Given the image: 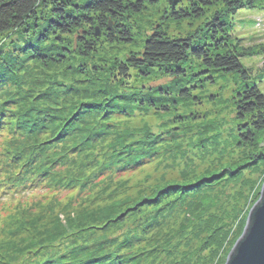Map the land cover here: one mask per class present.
I'll return each mask as SVG.
<instances>
[{"label": "rangeland", "instance_id": "obj_1", "mask_svg": "<svg viewBox=\"0 0 264 264\" xmlns=\"http://www.w3.org/2000/svg\"><path fill=\"white\" fill-rule=\"evenodd\" d=\"M169 1L146 3L140 13L131 15L129 42H99L89 56L69 53L61 64L24 58L14 71L19 84L5 87L0 96V104L11 112L9 122H14L17 111L24 113L27 109L41 114L49 108L55 116L62 113L70 117L73 106L85 97H93L102 86L110 88L107 83L114 80L118 64L138 51L153 31L161 30L170 37L191 35L216 9L211 8L200 18L176 21L167 13ZM229 34L236 47L246 51L240 61L252 76L260 74L255 82L264 90V2L258 8L238 11ZM67 38L73 52L78 40ZM77 61L85 62V71L91 75H96L95 64H104L107 70L97 75L100 79L92 86L89 76L80 73ZM131 72L130 85L136 87L167 83L159 74L143 79L138 72ZM212 74L215 83H200L191 91L194 99L177 101L174 108H134L132 114L84 117L75 138L73 129L57 137L60 121L56 117L32 134L27 128L20 131L6 123L0 132V182L5 180L0 195V264H93L94 260L86 258L99 252L123 255L125 264H224L245 223L238 236L231 235L216 257L207 260L208 252L203 248L210 241L209 230L199 232L190 215L179 210L156 223L150 221L161 204L155 205L152 200L166 183L191 180L251 161L249 157L238 158L255 149L236 146L234 140L236 117L230 93L242 86V80L225 73ZM96 123L107 125L99 139L74 149ZM131 134L140 137L139 142H153V153L142 162L116 169L107 155L114 144L126 142ZM260 145L264 149V138ZM31 158L49 168L31 184L23 185L16 176L27 171L25 160ZM243 173L229 193L244 205L240 217L243 213L247 217L259 198L264 168L251 166ZM233 204V200L223 203L215 211L219 221L227 222L226 217L235 213L239 206Z\"/></svg>", "mask_w": 264, "mask_h": 264}, {"label": "trees", "instance_id": "obj_2", "mask_svg": "<svg viewBox=\"0 0 264 264\" xmlns=\"http://www.w3.org/2000/svg\"><path fill=\"white\" fill-rule=\"evenodd\" d=\"M156 1L158 0H0V96L5 87L19 84L16 77L18 74L14 71L24 58L61 64L60 61L69 53L89 56L99 42H129L131 15L140 13L146 3ZM263 2L264 0H171L167 13L176 21L200 18L211 8L216 9L202 28L199 27L191 35L170 37L161 30L153 31L138 51L128 54L125 61L118 64L112 75L115 82L113 80L112 83H107L110 88L102 86L93 97H85V100L73 106L70 117L63 116L62 113L55 116L49 108L41 114L27 109L24 113L17 111L11 124L8 116L11 114L10 110L0 104V132L6 123H10L14 129L21 131L27 128L28 133L32 134L42 129L44 122L56 117L60 121L57 137L61 138L73 129L75 138L83 126L80 119L84 117L92 119L111 113L132 114L134 108L168 110L170 105L174 108L177 101L194 99L192 89L203 82L213 83L215 77L212 73L238 77L243 84L239 89L233 90L234 94L230 93L234 100L231 107L234 105L236 117L234 140L236 146L255 149L247 156L241 153L243 157L238 158L244 160L249 157L251 161L223 167L219 172H207L187 181H170L157 190L152 200L155 205L161 204L155 208V216L150 221L156 223L160 217L171 216L180 210L191 216V223L199 232L208 229L207 238L210 241L203 251L208 252L207 260H212L231 235H239L246 219L244 213L240 217L244 205L239 204L229 190L236 186V182L241 181L238 179L244 177L243 172L247 167L264 168V149L260 145L264 138V90L255 82L260 74L252 76L250 69L241 63L246 51L242 47H236L229 34L232 19L238 11L258 8ZM65 36L78 40L73 52L67 41L70 38ZM77 64L80 66V73L89 76L92 86L97 85L95 83L100 79L97 75L107 70L104 64H95L96 75L94 72L91 75L85 71L88 67L85 62L77 61ZM132 70L138 72L140 77L142 75L143 79H151L153 73L162 75L167 83L143 87L130 85ZM107 78L111 79L110 76ZM5 101L9 102L10 98ZM74 120L77 121L76 125H73ZM106 126L96 123L92 131L83 136V143L74 149L85 146L86 141L98 140ZM137 138L140 137L134 138V134H131L125 138L126 142L114 144L112 151L115 149V153L111 151L112 154L110 152L107 158L116 169L130 167L150 158L153 153L150 146L153 142H139ZM217 141L218 139L215 143ZM41 149L42 147L34 152V157ZM45 150L46 147L43 151ZM25 163L29 166L27 171L16 176V179L22 180L23 185L31 184L49 168L41 166L43 162L36 161L35 158L25 160ZM100 166L101 164L98 167ZM4 181L0 182V195L5 190ZM22 189L27 190V186ZM231 200L234 207H239L235 208L233 215L226 217L227 222L219 221L220 217L215 216V211ZM201 258L203 263L204 259ZM86 260H94L93 264H125L123 255L112 252H99Z\"/></svg>", "mask_w": 264, "mask_h": 264}, {"label": "water", "instance_id": "obj_3", "mask_svg": "<svg viewBox=\"0 0 264 264\" xmlns=\"http://www.w3.org/2000/svg\"><path fill=\"white\" fill-rule=\"evenodd\" d=\"M96 34H99L97 29ZM224 264H264V181L259 198L249 209L243 231Z\"/></svg>", "mask_w": 264, "mask_h": 264}]
</instances>
